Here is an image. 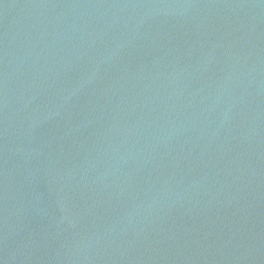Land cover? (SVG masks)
<instances>
[{
    "label": "water",
    "instance_id": "obj_1",
    "mask_svg": "<svg viewBox=\"0 0 264 264\" xmlns=\"http://www.w3.org/2000/svg\"><path fill=\"white\" fill-rule=\"evenodd\" d=\"M0 264H264V0H0Z\"/></svg>",
    "mask_w": 264,
    "mask_h": 264
}]
</instances>
